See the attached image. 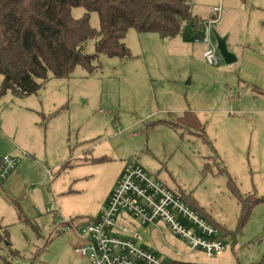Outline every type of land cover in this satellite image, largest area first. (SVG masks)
<instances>
[{"label":"rangeland","instance_id":"374dc122","mask_svg":"<svg viewBox=\"0 0 264 264\" xmlns=\"http://www.w3.org/2000/svg\"><path fill=\"white\" fill-rule=\"evenodd\" d=\"M218 3L193 0V12L204 17ZM246 10L262 12L264 0H247ZM86 13L99 30L96 13L71 8L74 18ZM260 16L253 20L259 33ZM190 29L163 40L132 29L122 40L129 57L101 55L92 74L77 67L70 79H51L24 98L0 93V161L19 158L0 180V264H89L74 254L79 240L60 230L62 220L95 218L126 164L139 165L219 226L221 257L200 250L183 261L264 264V67L234 31L235 64L221 55L218 66L196 60ZM95 43L88 40L84 53L93 54ZM189 111L200 127L174 121ZM239 198L261 200L243 223ZM163 231L165 242L184 249ZM140 232L159 257L172 258L157 231Z\"/></svg>","mask_w":264,"mask_h":264},{"label":"trees","instance_id":"16d2710c","mask_svg":"<svg viewBox=\"0 0 264 264\" xmlns=\"http://www.w3.org/2000/svg\"><path fill=\"white\" fill-rule=\"evenodd\" d=\"M192 5L193 0H0V93L24 98L51 79H70L77 67L92 74L101 55L129 57L122 40L132 29L162 40L178 37L199 24ZM71 8L96 13L99 30L90 26L88 13L74 18ZM88 40L96 41L93 54L84 53ZM259 202L239 198L241 223Z\"/></svg>","mask_w":264,"mask_h":264},{"label":"built area","instance_id":"2783aa9c","mask_svg":"<svg viewBox=\"0 0 264 264\" xmlns=\"http://www.w3.org/2000/svg\"><path fill=\"white\" fill-rule=\"evenodd\" d=\"M221 12V7L217 6L211 17L191 27L205 46L203 57L209 66L219 64L213 27ZM18 161L19 158L11 154L1 159L0 180H5ZM100 213L96 220L78 225L63 219L60 228L62 232L76 235L79 245L74 253L90 264H192L183 261L185 255L201 250L209 258H215L225 251L216 226L198 214L184 197L149 177L136 164H126ZM128 216L132 223L125 221ZM137 226L157 231L162 242L172 250V258L165 260L147 249L141 232L136 231ZM163 227L185 243L184 249L178 250L165 242ZM115 231L124 237L114 234Z\"/></svg>","mask_w":264,"mask_h":264},{"label":"crops","instance_id":"0c3cea01","mask_svg":"<svg viewBox=\"0 0 264 264\" xmlns=\"http://www.w3.org/2000/svg\"><path fill=\"white\" fill-rule=\"evenodd\" d=\"M223 3H224V0H219V3L216 6H214V7H217V6L221 7L222 12H221V15H220V18H219L217 24L214 25V27H213V29H214L213 34L216 33V34H218V36L220 38H226V46H227V49H228V51L231 50L230 53L233 54V52H235V53L237 52L236 49L238 48L235 45V43L233 41V38H232L233 31L234 32H237V33H240V34L242 33V38H243V41H244V44H245L244 49H246L249 53L259 54L260 55V58L256 60V65L258 64L259 66L264 67V35H263L264 34V10L262 12L261 11L252 12V11L246 10L247 0L246 1L243 0V1H240V2H237V0H226V2H225L226 3V6L225 7H226V11H227V13L229 15L227 16V14H226L224 16L223 20H222V14H223V11H224ZM234 6H237L238 9H236ZM213 9L214 8L210 9L209 12L204 17H199L198 15H196L193 12V5H192V13H193V16L195 15L196 18L199 19V21L206 20L209 17H211L212 14H213ZM261 14H262V16H260V17L262 18V20H261L262 21V25L260 26L261 31L259 33V30H257V27H256V22H254L253 20L256 18V15H261ZM231 26H232V29L230 30ZM190 31H191V29H190ZM191 33H193V32L191 31ZM194 33L196 35L194 36V42L191 45V50L194 51V49H195V51H197L199 58L196 57V60H201L202 62L206 63L205 60H204V57H203V52L205 50V46L202 44L201 41L198 40L197 33L196 32H194ZM214 40H215V38H214ZM260 40H261V43H260ZM236 55H235L236 61L234 62V64L237 62V56ZM192 57H193V54H192ZM219 62H220V59H219ZM248 63H249V61L246 60L245 61V65L248 64ZM250 67H253V66H248L247 65V68L246 69L247 70H251ZM254 88L257 89V90H259L256 86ZM258 95L264 96V91H260L259 90ZM254 96H256V95L254 94ZM186 116H188L187 119H186ZM195 116L196 115L193 112H191V111H189V112H183V114H181V116H175V120L174 121L175 122H181V123H183V125L189 126L191 128L200 127V125H199L200 122H199L198 118L195 117ZM192 118H194V119H192ZM195 122H196V124H195ZM171 125H173V123ZM92 161L95 162V161H97V159H94ZM65 166H68V165L66 164ZM119 177H118V179H119ZM109 195L110 194L108 193V195L105 196V201L103 202L102 206H104L105 203L107 202V200L109 198L108 197ZM191 205H193V204L191 203ZM102 206L99 208V212H98L99 214L96 215L95 218L91 219L90 221L96 220L100 216V214H101L100 213V210H101ZM193 207L196 208V206H194V205H193ZM76 219H75V221H76ZM124 219H128V218H124ZM80 222L81 221L79 220V224H82ZM118 223L119 224L122 223V220L120 222H118ZM140 230H141V227L140 228H138V227L136 228V231H139L140 232ZM142 230H143V228H142ZM150 231L152 232L153 230H150ZM114 234H117L120 237L121 236L124 237V235H122V234L120 235L117 231H115ZM129 236L130 235H128V237ZM143 243H144V246L147 249H149L150 251L154 252L158 256V254L156 253L158 251H156L155 249L152 248L151 243H150L151 246H149L148 242H145L144 241ZM76 244L77 245L75 247H77L79 245V242L76 243ZM165 247H167V246L163 244L162 248L164 249ZM167 248H169V247H167ZM74 250H75V248H74ZM74 250H73V252H74ZM74 254H76V253H74ZM160 258H163L165 260H169V258H167L165 256H160ZM89 264H90V262H89Z\"/></svg>","mask_w":264,"mask_h":264},{"label":"water","instance_id":"95a60500","mask_svg":"<svg viewBox=\"0 0 264 264\" xmlns=\"http://www.w3.org/2000/svg\"><path fill=\"white\" fill-rule=\"evenodd\" d=\"M214 38L217 43V50L225 64H232L236 61L234 54L230 53L226 46V38H220L216 33H214Z\"/></svg>","mask_w":264,"mask_h":264}]
</instances>
